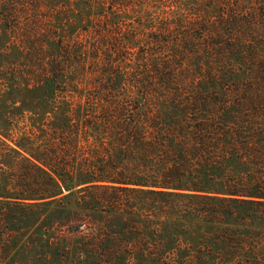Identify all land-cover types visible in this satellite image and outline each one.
<instances>
[{"label":"trees","instance_id":"1","mask_svg":"<svg viewBox=\"0 0 264 264\" xmlns=\"http://www.w3.org/2000/svg\"><path fill=\"white\" fill-rule=\"evenodd\" d=\"M105 6L47 42L62 121L51 156L24 145L43 183L17 200L58 205L80 264H264V0Z\"/></svg>","mask_w":264,"mask_h":264},{"label":"rangeland","instance_id":"2","mask_svg":"<svg viewBox=\"0 0 264 264\" xmlns=\"http://www.w3.org/2000/svg\"><path fill=\"white\" fill-rule=\"evenodd\" d=\"M105 3L107 0H0V264L81 263L71 247L84 236L70 235L72 226L49 217L58 205L26 207L17 198L28 192L38 194L43 183L38 170L22 159L24 145L35 150L47 146L43 136L50 141L62 121L55 106L44 102L39 86L44 80L43 58L44 63L52 60L47 42L64 36L72 40L87 20L101 19ZM77 10L84 12L72 36L70 17ZM263 11L259 8L261 15ZM66 91L73 93L70 99L75 108L80 104L78 91L69 87ZM53 151L48 145L49 156ZM29 183L34 186L27 188ZM96 226L100 228V221L86 227V236Z\"/></svg>","mask_w":264,"mask_h":264}]
</instances>
